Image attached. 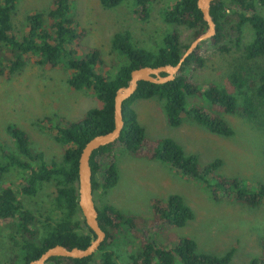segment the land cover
<instances>
[{
  "label": "trees",
  "instance_id": "1",
  "mask_svg": "<svg viewBox=\"0 0 264 264\" xmlns=\"http://www.w3.org/2000/svg\"><path fill=\"white\" fill-rule=\"evenodd\" d=\"M19 1L0 0V73L12 75L20 71L31 56L37 57L38 64L49 67L65 60L66 67L71 70L68 84L76 90L91 91L103 103L76 120L58 113L45 117L44 125L55 132L58 142L67 145L60 162L47 161L42 151L35 150L28 132L22 127L14 123L7 126L16 150H10L0 142V180L7 172L20 169L25 173L19 190L21 193L35 196L48 182L54 183L57 189L52 208L45 215L43 211L27 208L20 192L12 185L0 187V217L17 220L18 237H14V243L18 253L10 264H29L56 244L85 248L95 238V233L86 226L78 209V161L82 147L93 136L114 127L115 94L120 87L128 84L133 69L145 65H175L186 50H183L177 29L167 30L156 49L137 46L131 31L122 30L114 34L112 47L127 61L114 75H105L101 70L103 57L99 48L94 47L88 53L80 54V41L85 31L79 30L72 14V0H52L46 12L27 15L29 30L22 36L16 33L13 24V13ZM125 1L101 0V3L106 8H114ZM154 1L132 0L134 13L147 20ZM257 4L264 7V0H215L211 5V14L217 32L208 40L228 51L221 44L228 37L230 27L239 34L235 40L239 43L242 27L249 23L254 30V38L245 47L246 57L255 59L264 56V16L258 12ZM163 20L168 25H185L194 29L195 38L208 29L197 0H179L166 7ZM204 64L205 59L198 47L187 57L174 80L165 83L139 82L135 93L123 103L125 124L120 138L95 150L92 155L94 193L99 189H112L118 184L120 175L116 151L122 147L134 156L172 165L184 176L201 182L215 200L230 198L251 207L264 204V182L253 187L241 177L220 174V159L201 164L197 154L187 153L173 138L150 139L138 119L135 101L155 97L163 100L168 123L172 126H180L186 115L213 133L231 136L234 128L225 115L233 113H240L248 121L262 125L264 64L254 72L255 78L251 76L252 68L235 66L228 78L236 92L217 82H210L202 88L185 73L187 66L202 67ZM190 95L204 98L209 106H188ZM150 203L152 217L124 212L110 203L102 207L97 205L99 222L107 232L97 251L98 264H118L110 246L124 231L130 232L139 241L137 250L130 256L131 264H177V260L182 264H232L233 249L223 255L200 251L194 238L174 232L195 217L193 208L181 194L154 197ZM157 235L166 237L167 243L158 241ZM97 254L84 258L58 256L48 262L91 264ZM248 264H264V248L262 254L252 258Z\"/></svg>",
  "mask_w": 264,
  "mask_h": 264
},
{
  "label": "rangeland",
  "instance_id": "2",
  "mask_svg": "<svg viewBox=\"0 0 264 264\" xmlns=\"http://www.w3.org/2000/svg\"><path fill=\"white\" fill-rule=\"evenodd\" d=\"M177 1L179 0H155L151 5L149 18L142 20L134 13L132 0L114 8L104 7L101 0H72V14L79 30L85 31V36L80 41V54L88 53L94 47L99 48L103 57L102 72L114 75L127 59L113 50L112 39L115 33L126 29L131 31L137 46L147 49H156L167 30L177 29L183 50H186L196 39L194 29L185 25H168L163 20V10ZM51 4L52 0H20L13 13L16 33L19 36L27 33V15L46 12ZM257 10L264 16L263 6L257 4ZM238 35L230 27L228 37L221 44L228 51L222 50L208 39L202 41L198 47L205 59L204 66H187L185 73L202 88L210 82H217L231 92H236L228 78L233 68L250 67L253 70L251 76L255 78L254 72L264 64V56L248 59L245 54L246 45L254 38L252 26L249 23L243 25L241 41L236 43ZM70 74L71 70L66 67L65 60H61L55 67H49L38 64L36 56L28 58L26 65L12 75L0 73V142L10 150H16L15 141L7 132V126L14 123L28 132L32 147L42 151L47 161L60 162L67 145L58 142L55 132L44 125L45 117L58 113L76 120L89 109L103 104L91 91L72 88L68 84ZM187 100L188 106H209V102L199 96L190 95ZM134 107L148 138H173L187 153L197 154L201 164L220 159V174L241 177L253 187L264 182V129L258 127L264 128V108L262 125L248 121L240 113L226 114V119L234 128V134L224 136L211 132L186 115L180 126L170 125L163 100L155 97L138 99ZM116 161L119 182L112 189L95 191L94 198L99 207L110 203L124 212L152 217V198H166L169 194L179 193L193 208L195 217L186 226L174 229L175 233L194 238L200 251L223 255L233 249L232 264H248L252 258L262 254L264 204L251 207L230 198L215 200L201 182L184 176L172 165L134 156L122 147L116 151ZM24 176L22 170L13 169L0 180V187L12 185L20 192ZM56 190V185L48 182L37 195L28 196L20 192V197L27 208L43 211L47 215L52 208ZM16 221L0 217L2 264H10L18 253L14 243V237H18ZM156 237L158 241L167 243L166 237ZM138 245V239L124 231L118 235L110 249L114 251L118 264H131L130 256ZM91 264H98V254ZM177 264L182 263L177 260Z\"/></svg>",
  "mask_w": 264,
  "mask_h": 264
},
{
  "label": "water",
  "instance_id": "3",
  "mask_svg": "<svg viewBox=\"0 0 264 264\" xmlns=\"http://www.w3.org/2000/svg\"><path fill=\"white\" fill-rule=\"evenodd\" d=\"M214 1L197 0L198 7L203 13V18L208 24V29L190 44L182 54L179 62L175 65H145L133 69L128 84L120 87L115 94L114 127L108 132L93 136L82 147L78 161V209L86 226L95 233V238L85 248L77 246L69 248L63 244H56L49 247L39 258L31 261L29 264H46L51 258L58 256L72 258L89 257L100 249L101 244L106 239L107 232L99 222V209L94 198L92 155L95 150L120 138L125 124L123 103L135 93L140 81L165 83L174 80L187 57L198 48L202 41L210 39L216 34V22L211 14V5Z\"/></svg>",
  "mask_w": 264,
  "mask_h": 264
}]
</instances>
